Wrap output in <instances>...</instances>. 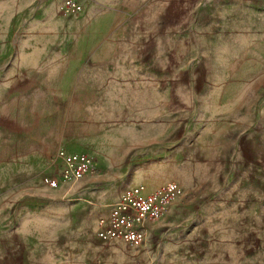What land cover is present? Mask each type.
<instances>
[{
	"label": "rangeland",
	"instance_id": "1",
	"mask_svg": "<svg viewBox=\"0 0 264 264\" xmlns=\"http://www.w3.org/2000/svg\"><path fill=\"white\" fill-rule=\"evenodd\" d=\"M91 3L62 12L60 31L51 23L38 42L44 55L25 56V95L0 98V264H188L180 218L141 249L102 243L97 220L149 170L198 193L205 177L229 175L237 135L264 130V0H187L172 31L147 6L126 44L113 14L101 42ZM58 149L87 154L93 172L64 184Z\"/></svg>",
	"mask_w": 264,
	"mask_h": 264
},
{
	"label": "crops",
	"instance_id": "2",
	"mask_svg": "<svg viewBox=\"0 0 264 264\" xmlns=\"http://www.w3.org/2000/svg\"><path fill=\"white\" fill-rule=\"evenodd\" d=\"M116 2L117 10L108 6V2L92 0L87 13L88 18L101 17L98 29L102 34L99 37L101 42L110 40L108 20L111 14L120 17L119 26L124 25V30L128 31L122 33L124 38H121L126 44L141 37L135 29L129 32V26L131 18L142 8L150 6L155 9L149 16L166 17L165 27L169 31L174 28L172 18L184 17L188 11L187 0ZM61 21L62 0H0V89L7 94L0 96L2 103L10 101L12 90H24L25 95V56L44 55L38 48L42 46L38 42L45 40L47 26L51 23L54 26L57 24L60 31ZM161 34L155 28L147 36L157 40ZM112 40L119 41V36ZM134 45L132 43L129 47ZM101 51L105 57L106 49L103 47ZM149 85L143 88L155 90L144 95L156 98L157 83ZM234 143L233 152L236 155L229 175L216 177L214 182L205 177L203 183L201 180V191L198 193L185 192L181 187L182 196L168 205L162 218L150 228L153 235L160 227L170 225L178 218L181 221L178 224L185 227L190 223L186 243L181 247L188 264H264V130L239 134ZM153 172L149 170L141 174L140 179L151 191L168 183L155 180ZM194 222L196 225H192Z\"/></svg>",
	"mask_w": 264,
	"mask_h": 264
},
{
	"label": "built area",
	"instance_id": "3",
	"mask_svg": "<svg viewBox=\"0 0 264 264\" xmlns=\"http://www.w3.org/2000/svg\"><path fill=\"white\" fill-rule=\"evenodd\" d=\"M87 0H62L64 15H80ZM89 2V1H88ZM60 181L73 186L94 170L95 161L83 153L58 149L55 155ZM183 194L181 186L171 182L158 190L143 184L125 189L108 205V214L97 220L96 238L105 244L120 243L128 248H146L151 239L150 228L163 216L168 205Z\"/></svg>",
	"mask_w": 264,
	"mask_h": 264
}]
</instances>
